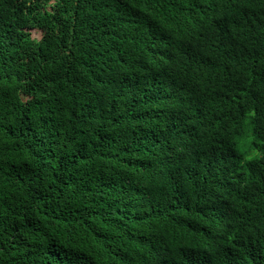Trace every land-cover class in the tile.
<instances>
[{
	"label": "trees",
	"instance_id": "1",
	"mask_svg": "<svg viewBox=\"0 0 264 264\" xmlns=\"http://www.w3.org/2000/svg\"><path fill=\"white\" fill-rule=\"evenodd\" d=\"M0 264H264V0H0Z\"/></svg>",
	"mask_w": 264,
	"mask_h": 264
},
{
	"label": "rangeland",
	"instance_id": "2",
	"mask_svg": "<svg viewBox=\"0 0 264 264\" xmlns=\"http://www.w3.org/2000/svg\"><path fill=\"white\" fill-rule=\"evenodd\" d=\"M32 35H33L34 37H35V36L37 37V36H39V33H38L37 31H33V32H32ZM39 37H40V36H39Z\"/></svg>",
	"mask_w": 264,
	"mask_h": 264
},
{
	"label": "clouds",
	"instance_id": "3",
	"mask_svg": "<svg viewBox=\"0 0 264 264\" xmlns=\"http://www.w3.org/2000/svg\"><path fill=\"white\" fill-rule=\"evenodd\" d=\"M31 31H32V32H33V31H37V32L39 33V36L41 35V31H39L38 29H32ZM39 36H38V37H39Z\"/></svg>",
	"mask_w": 264,
	"mask_h": 264
}]
</instances>
